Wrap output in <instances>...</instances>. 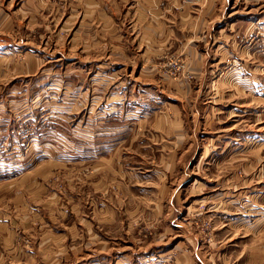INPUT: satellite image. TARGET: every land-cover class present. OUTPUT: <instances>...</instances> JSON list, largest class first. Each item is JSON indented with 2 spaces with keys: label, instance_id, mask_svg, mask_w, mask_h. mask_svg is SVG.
<instances>
[{
  "label": "rangeland",
  "instance_id": "374dc122",
  "mask_svg": "<svg viewBox=\"0 0 264 264\" xmlns=\"http://www.w3.org/2000/svg\"><path fill=\"white\" fill-rule=\"evenodd\" d=\"M126 1L0 0V264H264V0Z\"/></svg>",
  "mask_w": 264,
  "mask_h": 264
},
{
  "label": "crops",
  "instance_id": "0c3cea01",
  "mask_svg": "<svg viewBox=\"0 0 264 264\" xmlns=\"http://www.w3.org/2000/svg\"><path fill=\"white\" fill-rule=\"evenodd\" d=\"M92 1L100 2V0H89V2H92ZM150 1L151 0H127L126 1V2H128V4H127V17L130 16V18L126 24V27H128V29H130V30H127V32L129 33V36L133 37L134 40H137L139 42L143 41V40H149L152 36V33H167V32L182 33V31L188 33L189 31H193L192 25L194 26V24H193V16L194 15L192 13L183 12V13H181V15H179V14L172 15V16H175L174 17L175 24L174 23H168V21L170 19H168L167 17L170 18V15L166 16L165 19L160 18L158 21H155L154 19L152 20V18L147 13V11L150 10V8L148 9V7L150 6ZM164 1L169 4L175 0H164ZM111 4H113V3H111ZM107 5H108V3H105L106 7H107ZM111 9H113V8H111ZM212 13H213V9H212ZM159 16H161V15L159 14ZM155 17H156V15H155ZM176 18L178 19V22H176ZM187 26H189L191 28H188ZM95 29L97 32V28H95ZM189 39H192V36L189 37ZM197 46H199V44L197 41H195L189 47L190 48H193V47L196 48ZM177 134H181V133H177ZM255 134L257 135V132ZM223 223H225V221H223ZM132 244L134 245V242H132ZM126 246L129 248H121L120 249V252H125V253H121L122 255L120 256L122 258V261L120 262L121 264H124L127 262V260H125L124 256H129V253L132 252L131 245L127 244ZM196 247H197V245H196ZM198 253H199V250H198ZM198 253H195V255H196L195 257L197 258V260L199 259ZM142 255H143V258H146V256H148V257L151 256V253H150V251H146ZM198 261H200V259ZM117 262H118V259L113 264H118Z\"/></svg>",
  "mask_w": 264,
  "mask_h": 264
}]
</instances>
